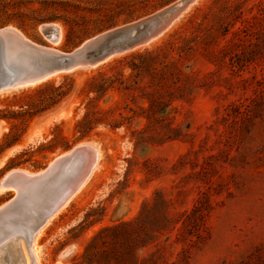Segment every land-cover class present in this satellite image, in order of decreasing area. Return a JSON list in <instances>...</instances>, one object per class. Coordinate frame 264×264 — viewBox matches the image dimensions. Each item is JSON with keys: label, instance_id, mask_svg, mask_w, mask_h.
Listing matches in <instances>:
<instances>
[{"label": "rangeland", "instance_id": "374dc122", "mask_svg": "<svg viewBox=\"0 0 264 264\" xmlns=\"http://www.w3.org/2000/svg\"><path fill=\"white\" fill-rule=\"evenodd\" d=\"M177 1L130 22L123 15L117 27ZM109 9L123 10L84 4L73 10L76 24L92 29ZM44 25L8 27L60 52L99 35L66 46L59 22L63 35L54 45ZM172 41L180 49L167 46ZM145 52L153 58H131ZM172 60L182 74L162 69ZM99 71L114 85L97 96L87 83ZM67 78L69 93L58 105L33 118L21 114L37 100L27 98L35 89ZM86 115L91 130L78 126ZM83 143L98 149L94 173L44 226L40 264H264V0H199L145 47L0 93V180L15 169L42 172ZM14 195L0 192V206ZM201 207L195 225L190 214ZM128 223L150 235L139 244L110 235L89 246L101 230Z\"/></svg>", "mask_w": 264, "mask_h": 264}, {"label": "water", "instance_id": "95a60500", "mask_svg": "<svg viewBox=\"0 0 264 264\" xmlns=\"http://www.w3.org/2000/svg\"><path fill=\"white\" fill-rule=\"evenodd\" d=\"M199 0H179L141 20L105 31L70 52L38 45L18 29L0 28V93L46 82L57 75L97 68L110 59L145 47L162 37ZM56 45L62 29L42 27ZM97 147L83 143L58 157L44 171L11 170L0 180V192L15 195L0 206V249L16 238L29 247L37 233L86 181L97 161Z\"/></svg>", "mask_w": 264, "mask_h": 264}, {"label": "trees", "instance_id": "16d2710c", "mask_svg": "<svg viewBox=\"0 0 264 264\" xmlns=\"http://www.w3.org/2000/svg\"><path fill=\"white\" fill-rule=\"evenodd\" d=\"M172 1L175 0H2L0 1V27L15 24L19 29H24L27 21L35 25L62 22L65 30L64 36L66 46H69L73 44L72 41L75 38L79 39V43H81L87 38L117 27V19L123 15L126 16L125 22H130L149 15ZM35 4H39L41 7L37 8ZM84 4H97L98 6L113 4L118 8L122 7L123 10L117 12L114 9H109L105 14L99 12L95 26L89 29L86 25L76 24V18H79V15L77 12H73V10H79ZM105 17L106 19H104ZM167 46H170L173 50L180 49L175 41L169 42ZM160 50L163 49L160 48ZM153 56V52H145L143 54H132L131 58L135 60L140 58H153ZM179 57L182 58V54H179ZM177 64L178 60L163 61L160 63L164 71H170L171 68H176L178 74H182V71L177 68ZM173 75L174 73L170 74V77H173ZM70 82V79L67 78L64 83L58 87L48 82L44 84V86L35 89L32 95L29 94L27 98L36 96L37 100L28 103L26 105L27 109H23L24 106H22L23 112L21 114L33 118L58 105L68 95L69 90H67V88L71 85ZM177 82H179V78ZM87 84L89 86V93H95L97 96H100L113 87L114 81L112 76H109L107 72L99 71L97 75L89 79ZM85 123L88 124V129L91 130L93 122L88 119V115L78 123V126H83ZM80 133V139H84L88 134L85 130H81ZM8 137L9 135L5 138L8 139ZM18 141L19 140L16 142ZM12 145L13 144H10L8 147ZM190 216H193L194 223L197 225L198 220L203 219L204 210L202 207L196 208ZM190 216H188L189 220L192 218ZM139 218H137L135 223ZM135 223L103 229L92 239L89 246H92V244L96 242H100L102 245L107 244V239L110 235H113L115 238L121 237L131 240L133 238L134 244H139L142 241V236H149L150 234L149 231L141 230L134 226ZM196 227L198 226H194L195 230H197ZM128 229L132 230V235L127 234ZM133 264H141V260L135 258Z\"/></svg>", "mask_w": 264, "mask_h": 264}, {"label": "bare ground", "instance_id": "6f19581e", "mask_svg": "<svg viewBox=\"0 0 264 264\" xmlns=\"http://www.w3.org/2000/svg\"><path fill=\"white\" fill-rule=\"evenodd\" d=\"M57 26V25H56ZM59 27V26H58ZM60 28V27H59ZM61 29V28H60ZM63 35V32H62ZM62 39V38H61ZM59 44V43H58ZM56 44V45H58ZM111 60V59H110ZM108 62V61H107ZM37 85V84H36ZM98 156V155H97ZM96 164V163H95ZM95 166V165H94ZM94 166L92 170L94 169ZM91 170V172H92ZM95 171V170H94ZM94 173V172H92ZM91 174V173H90ZM90 176V175H89ZM88 176V177H89ZM88 179V178H87ZM86 179V181H87ZM90 179V178H89ZM85 181V182H86ZM85 182L79 188L84 186ZM78 190V191H79ZM77 191V192H78ZM76 192V193H77ZM75 193V194H76ZM73 197V196H72ZM71 197V198H72ZM73 199V198H72ZM68 204V203H66ZM65 204V205H66ZM64 205V206H65ZM63 206V207H64ZM62 207V208H63ZM62 208L60 210H62ZM64 209V208H63ZM59 210V211H60ZM58 211V212H59ZM57 212V213H58ZM56 213V214H57ZM49 222V221H48ZM47 222V223H48ZM47 225V224H46ZM45 225V226H46ZM44 228V227H43ZM43 228L37 233L32 244L28 247L22 238H16L7 242L2 249H0V264H40V248L37 246V239L41 235Z\"/></svg>", "mask_w": 264, "mask_h": 264}]
</instances>
